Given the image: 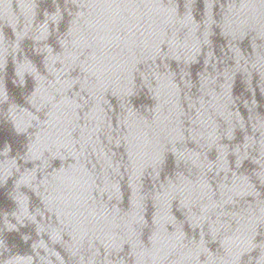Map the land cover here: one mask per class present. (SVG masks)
Wrapping results in <instances>:
<instances>
[{"label":"water","instance_id":"95a60500","mask_svg":"<svg viewBox=\"0 0 264 264\" xmlns=\"http://www.w3.org/2000/svg\"><path fill=\"white\" fill-rule=\"evenodd\" d=\"M184 0H0V264H194Z\"/></svg>","mask_w":264,"mask_h":264}]
</instances>
